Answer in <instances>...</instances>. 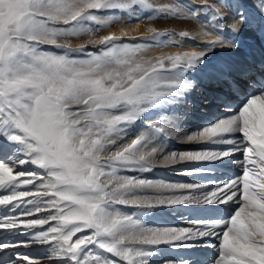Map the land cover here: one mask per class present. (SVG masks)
I'll use <instances>...</instances> for the list:
<instances>
[{"label": "snow or ice", "instance_id": "obj_1", "mask_svg": "<svg viewBox=\"0 0 264 264\" xmlns=\"http://www.w3.org/2000/svg\"><path fill=\"white\" fill-rule=\"evenodd\" d=\"M173 4L174 0H0V135L23 146L11 163L0 161V233L18 231L29 236L11 243L0 241V264H43L42 258L20 252L4 257L6 251L33 244L50 245L49 260H67L68 264H150L155 246L187 247V241L209 236L218 241L212 245L217 250L213 264H264V91L249 97L237 113L186 137L188 142L222 143L230 148L173 151L164 156V164L175 165L242 155L233 161L240 165L241 174L202 198L195 195L201 185L154 183L117 174L118 170H151L154 156L163 149L153 146L154 134L177 135L175 124L181 116L162 114L134 139L119 145L117 141L145 113L174 103L193 88L195 82L185 73L203 64L208 52L217 48L244 52L243 63L223 61L207 68L208 83L226 82L238 68L244 69L243 75L264 69V25L248 24L253 35L245 38L241 29L247 18L238 11L225 20L227 0L201 4L213 16L191 37L199 39V44L190 51L146 58V49L162 46L120 44L128 37L127 31L119 36L92 35L108 26V19L96 15L100 11L140 5L166 14ZM253 4L264 18V0H253ZM194 15L183 19L195 20ZM84 19L98 27L85 25L82 31L57 27ZM148 33L129 40L173 33L164 46L180 47L190 37L188 31L161 32L155 27L148 28ZM85 35L89 36L87 44L98 46L96 52L67 42ZM41 45L61 48L63 53L42 51ZM71 52L86 58L71 59ZM105 152L108 155L102 159ZM24 165L34 170H18ZM34 189H42L44 198H35ZM145 190L153 195L141 194ZM177 191L189 195L176 196ZM229 202L237 207L225 220L193 221L191 227L164 229L144 228L133 216L106 207ZM44 209L54 211L39 218ZM44 225L48 227L32 232Z\"/></svg>", "mask_w": 264, "mask_h": 264}, {"label": "bare ground", "instance_id": "obj_2", "mask_svg": "<svg viewBox=\"0 0 264 264\" xmlns=\"http://www.w3.org/2000/svg\"><path fill=\"white\" fill-rule=\"evenodd\" d=\"M153 2L167 3L170 2V0H153ZM205 2L206 0H194V3L192 0H174L172 8L166 14L158 12L155 9L141 7L140 5L133 6L131 9L112 8L103 10L96 13V15L101 16L103 19H108V26L92 33V35L96 38L111 33H115L119 36L121 35L122 31H127L129 34L128 37L124 38L125 40L119 41L120 44H153L156 46H162H153L146 49L144 53L146 58L161 54L171 55L179 51H190L196 48V46L199 44V39L193 40L191 37L196 32L201 30L202 24L211 22L212 20L213 13L211 10L201 6V4ZM207 2L213 3V0H207ZM219 10L221 12H226L228 10V15L225 16V20L227 21H230L233 17H235L238 11H243V13L251 11L256 23L261 25L264 22V18H262L256 11L253 0H227V10L224 8H220ZM193 15L195 20L183 19L185 16L191 17ZM137 17L140 19L139 23H136ZM148 17H152V19L147 20L146 18ZM78 24L81 25L80 28L71 25L70 27H67V30L82 31L85 25H88L92 28L98 27V25L93 24L87 19H84ZM248 24L249 23H246L241 30L249 33L251 36ZM150 27H155L161 32L174 31L179 33L180 31H188L190 33V37L184 38L183 44L180 47L171 45L164 46L168 44L173 38V33L158 34L152 40H129L133 37H147L149 35L148 28ZM88 39L89 36L85 35L81 37L69 38L67 42L73 47H79L82 44L86 45L88 47L86 51L96 52V47L98 46L87 44ZM200 46L203 47V45ZM69 58L80 60L85 59L86 57L82 53L71 52L69 53ZM214 58H218L220 62L232 61L234 63H243L244 52L242 50L237 51L224 48H217L208 52L204 57L203 64H200L196 68L185 73V76L188 80L195 82V86L193 88L183 92L181 96L176 98L174 103L165 104L162 108H154L131 124L127 129L124 139L117 141V145L125 144L131 139H134L141 132L148 130V122L157 119L162 114L168 116L175 114L182 117V119L177 121L175 124V132H177V135H172L169 138H165L161 134H154L155 138L152 141L153 146L159 148L162 145L163 149L162 151H158V153L154 156L151 170H118V175L132 178L139 177L138 179L146 181H148L147 179L151 177V180L149 181L154 183L160 182L155 181V178L159 176L164 178L161 175L163 173L170 174L172 176H182L184 178L183 181L175 180L174 177L169 178L168 180L178 181V183L182 182L188 185H201L202 187L196 191L195 195L202 198L204 193L210 192L211 190L227 183L241 174L240 165L233 163L235 160L242 159V155L240 153H236L233 156L225 157L214 162H179L175 165H166L163 163L164 156L170 154L173 151L179 153L183 151L209 149L204 146L206 142H188L186 137L196 133L198 130H202V128L206 126L215 124L222 118L237 113L249 97L264 91L261 90L259 92H254L251 94L246 93L244 96H239L237 92L240 90V88L232 90L228 81L216 84L208 83L205 80V71L207 68L216 65ZM243 71L244 69L238 68L232 73L239 74ZM245 82L250 84V82L246 79ZM170 140H174V143H171ZM22 147V145L9 141L5 136L0 135V161L11 163L12 159L18 158L21 155L19 149ZM115 150V148L112 149V151ZM107 155V152L102 153V159ZM211 165H214V168H211ZM193 169H200L201 171L192 173ZM18 170L33 171L34 169L31 165H24L23 168ZM203 174L211 175L212 179H203L201 177ZM144 177H146V179H144ZM23 187L24 186H21V188ZM148 191L151 192V190H146L147 193ZM177 193L178 194L174 195H189L188 191H177ZM144 195H150V193ZM167 195L170 194H166V196ZM33 196L37 199H43L44 192L42 189H34ZM106 207L110 211H119L122 214L133 216L134 219L138 221L139 225L144 228L164 229L191 227L192 225L190 222L193 221L225 220L228 218L227 216L225 218L216 219H192L189 215V211L192 208L201 212L207 211V213H211L216 207L236 210L237 205L229 202L228 204L185 203L153 207L108 204ZM0 208H3V206H0ZM48 211L54 210L44 209L40 214H38L39 218H43V216L46 215ZM231 214L232 212L229 214V216ZM182 222H184V224H182ZM50 223L54 224L55 222L50 221ZM47 227V225L37 226V228L32 229V232L37 233L43 229H46ZM28 238L29 236L20 235L18 231L0 233V241H7L9 243L16 239L24 240ZM186 243L187 247H174L169 244H160L159 246H155L153 251L155 253L157 252L158 256H155L154 258L165 259L169 257L173 258V260L181 261L183 259L182 252H185L188 249H197L202 252V256L192 260L190 264H213V261L217 257V250L216 248L212 247V245L218 244L216 239L209 236L204 237L203 239L187 241ZM50 248L51 246L48 244H33L27 248H18L6 251L4 253V257L7 259V257L11 256L14 252H20L30 256V254L44 253L46 250V256L42 258L43 264H68L67 260H49L48 256L50 254Z\"/></svg>", "mask_w": 264, "mask_h": 264}, {"label": "rangeland", "instance_id": "obj_3", "mask_svg": "<svg viewBox=\"0 0 264 264\" xmlns=\"http://www.w3.org/2000/svg\"><path fill=\"white\" fill-rule=\"evenodd\" d=\"M78 24V23H77ZM71 25H69V26H57V27H64V28H66L67 29V27H70ZM72 26H74V27H76L77 26V28H80V24H78V25H76V24H74V25H72ZM73 27V28H74ZM62 43L64 42V41H61ZM57 47H55V46H52V45H41L40 46V50H42V51H48V52H53V53H58V54H62L63 52H62V49H56ZM71 57V56H70ZM137 179L139 178V177H136ZM151 178V177H150ZM150 178H148L147 180L149 181V180H151ZM144 179H146V177H144ZM160 179V180H159ZM162 179V180H161ZM155 181H164V182H166V183H174V182H176V183H178V181H173V180H168V179H164V178H162V177H157V178H155L154 179ZM153 180V181H154ZM180 181H182V180H180ZM179 183H182V182H179ZM146 191V190H145ZM152 192V191H151ZM150 191H148V193L147 192H144L143 194H149L150 193V195L152 194L153 195V192L151 193ZM142 194V193H141ZM166 194H169V193H164V195L166 196ZM174 194H178L177 192H175ZM193 210H194V208H192ZM191 210V209H190ZM233 210V209H232ZM235 211V209L233 210V211H231L232 213ZM47 252H46V250L44 251V253H36V254H30V256L32 255V257H39V258H44L46 255ZM155 253V252H154ZM155 256H158V254H157V252L154 254V256L152 255L151 257L152 258H150V264H164V262L165 261H172L173 260V258H165V259H160V258H154ZM196 258H193V259H190V260H188V259H184V260H188V262H189V264H190V262H192V260H195ZM173 261H176V260H173ZM176 262H179V261H176Z\"/></svg>", "mask_w": 264, "mask_h": 264}]
</instances>
